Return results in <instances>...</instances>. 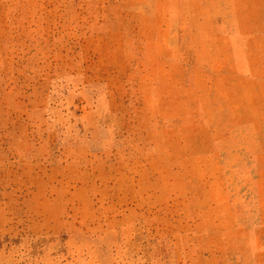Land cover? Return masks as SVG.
I'll list each match as a JSON object with an SVG mask.
<instances>
[{"label": "rangeland", "instance_id": "obj_1", "mask_svg": "<svg viewBox=\"0 0 264 264\" xmlns=\"http://www.w3.org/2000/svg\"><path fill=\"white\" fill-rule=\"evenodd\" d=\"M0 264H264V0H0Z\"/></svg>", "mask_w": 264, "mask_h": 264}]
</instances>
